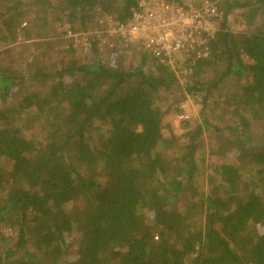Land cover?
I'll use <instances>...</instances> for the list:
<instances>
[{
    "label": "trees",
    "instance_id": "trees-1",
    "mask_svg": "<svg viewBox=\"0 0 264 264\" xmlns=\"http://www.w3.org/2000/svg\"><path fill=\"white\" fill-rule=\"evenodd\" d=\"M29 1L52 4L0 0V49L31 40ZM57 1L63 30L33 44L70 57L67 31L126 22L139 0ZM205 1L218 31L186 74L121 41L51 71L0 60V264H264V0ZM184 92L200 121L164 123Z\"/></svg>",
    "mask_w": 264,
    "mask_h": 264
},
{
    "label": "built area",
    "instance_id": "built-area-1",
    "mask_svg": "<svg viewBox=\"0 0 264 264\" xmlns=\"http://www.w3.org/2000/svg\"><path fill=\"white\" fill-rule=\"evenodd\" d=\"M220 18L221 13L208 1L180 6L164 0H139L126 22L115 24L111 16H106L92 30H69L61 38L82 52L91 50V43L102 49L108 43L112 47L117 41L126 45L141 40V46L155 58L158 67L164 65L173 71L179 67L186 74L190 61L195 63L209 56L208 40L216 36ZM179 112L180 119H190L184 106Z\"/></svg>",
    "mask_w": 264,
    "mask_h": 264
},
{
    "label": "rangeland",
    "instance_id": "rangeland-1",
    "mask_svg": "<svg viewBox=\"0 0 264 264\" xmlns=\"http://www.w3.org/2000/svg\"><path fill=\"white\" fill-rule=\"evenodd\" d=\"M205 1V0H204ZM202 1V3L204 2ZM52 4L50 6L41 5L34 1H29L27 6L25 7L26 10H28L27 15L25 16V19L34 22V24L31 26L28 22L27 28L28 33L31 38V40L27 41L24 40L22 37V41H16L12 44L1 46L0 53H3L1 55L0 60L6 63L18 65L20 69H22L25 65L29 66L30 69H36V70H43V71H51L53 70V67L56 66L61 61H67V60H76L79 63H91L94 60V54L93 52L86 53L88 50L84 49V54L80 53H70L69 56L63 55L58 49L60 47L56 45L55 43H52L47 48L38 49L34 46L33 43H42L47 41L53 40V35L56 33H60L63 28L60 27L62 24L59 22L54 21L53 16L51 14V6L58 7V1L57 0H51ZM192 4V3H191ZM195 5V4H194ZM240 10H235L231 16H229V22L232 25V28L235 31H244L246 29L245 26V20L243 17L240 16ZM118 24V23H117ZM141 40L133 41V45L126 44L125 46L128 47L131 53H134L138 51L136 49V46L140 47ZM56 45V46H55ZM8 46V47H7ZM6 47V48H4ZM10 49V51H7ZM119 50V49H118ZM132 51V52H131ZM5 52V53H4ZM118 52V51H117ZM113 56V55H112ZM114 57V56H113ZM58 69V68H57ZM60 70V69H58ZM67 81H70L71 79L68 77L66 78ZM179 83L183 90H185V81L184 79L179 78ZM52 84V82H49L46 85H38L37 92L44 91L48 87V85ZM180 97H183V100L177 104L178 108L181 106H184L187 112H189L190 120L192 123L196 125L197 122L200 121V110H201V97L199 95H191L186 92L184 94H180ZM179 98V97H178ZM221 100V99H220ZM220 107L219 109H221ZM220 114V113H217ZM170 118L166 117L164 120V123H167L171 121L174 123L177 128L179 127V111L178 109L173 110V113L171 114ZM176 118V120H175ZM181 120V119H180ZM176 128V129H177ZM165 133H169V131L166 129L164 130ZM214 134H218V132H214ZM214 134L211 136L213 137ZM207 137V136H206ZM210 138V137H207ZM207 145V144H206ZM208 147V145H207ZM204 160V161H203ZM211 161L208 160V158L205 157V159H200V166L205 168L207 173H210L209 164ZM209 163V164H208ZM208 168V169H206ZM1 198V195H0Z\"/></svg>",
    "mask_w": 264,
    "mask_h": 264
}]
</instances>
